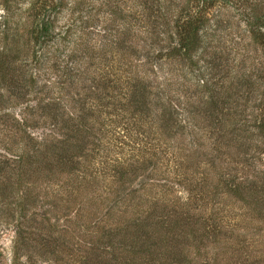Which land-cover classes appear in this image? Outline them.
<instances>
[{
    "label": "trees",
    "instance_id": "obj_1",
    "mask_svg": "<svg viewBox=\"0 0 264 264\" xmlns=\"http://www.w3.org/2000/svg\"><path fill=\"white\" fill-rule=\"evenodd\" d=\"M135 7L101 44L84 28L70 39L57 25L67 0H34L27 64L11 56L20 50L10 40L0 82L25 104L5 124L17 139L1 169L18 203L67 204L53 223L33 216L16 232L14 253L24 241L52 264L63 253L73 264H264V96L238 119L231 99L253 93L240 75L223 91L182 72L198 71V51L220 52L208 37L220 39L208 33L220 9L245 23L264 59V0Z\"/></svg>",
    "mask_w": 264,
    "mask_h": 264
},
{
    "label": "rangeland",
    "instance_id": "obj_2",
    "mask_svg": "<svg viewBox=\"0 0 264 264\" xmlns=\"http://www.w3.org/2000/svg\"><path fill=\"white\" fill-rule=\"evenodd\" d=\"M33 2L34 0H0V74L8 63L9 43L14 36L18 40L20 53L14 52L11 56H18L22 64V61L26 64L29 61L31 46L26 30L31 22ZM136 2L137 0H67V8L58 16L57 25L59 27L68 26L69 30L67 32L70 39L78 36L84 28L86 39L95 38L99 39L101 44L107 43L108 40L116 38L115 34L112 35L114 26L123 23L135 12ZM215 15L208 33L215 32L217 34L215 36L220 39L217 41L214 36L209 35L208 37L209 41L213 42V46L221 47L220 52L217 51L216 56L211 57L210 53L206 55L203 54V51H198L194 56V59L198 60V71L191 72V70L183 68V77L184 80H188L192 84L193 81L195 83L197 77H209L216 88L223 86L222 90L224 91L230 86H235L238 83L235 76L240 75L241 77L238 78L245 80L242 81L244 84L242 90L246 93L248 90L253 91L251 97L246 96L242 101L237 98L231 99L233 103L231 108L236 106L237 102V108L239 109L237 117L243 119L244 116L249 117L253 113H250L252 110L250 108L254 102L263 99L264 72L262 74L260 71L264 70V59L251 43L243 21L227 9L217 10ZM222 48L223 52H221ZM132 53L133 50H131ZM153 64L162 65L161 61L153 62ZM163 71L166 73V68ZM12 78L13 80H21L18 74L13 75ZM177 85L179 86V82H177ZM7 92L8 88L0 82V251L3 255L2 264H12L15 257H18V262L21 264H52L54 260L52 254H43L40 245L35 243L27 242L25 244L24 241L21 244L19 243L17 245V255L13 250V245L17 239L16 232L19 229L25 230L26 226L30 225L27 222H30L33 216H36L37 221L46 218L49 219L50 223H53L57 217L56 213L64 212L63 210L67 204L55 202L51 198H48L49 201L36 198V200L23 202L27 209L25 215L21 211L19 205H23L18 203L20 196V193L17 192L18 186L10 183L13 182V179H11L9 170L7 169L4 172L1 168L4 162L6 163L5 158L8 157V152L13 148L17 139V137L9 134L10 130L5 128V124L11 121L12 116L20 115L25 99L18 100V102L15 99L9 100L11 95L6 97ZM244 106H246V109L243 112L241 108ZM13 134L16 135V133ZM8 145L11 146V149ZM261 149L264 150V145ZM12 153L16 154L18 152L16 150ZM258 158L260 156L256 155V159ZM257 167H259V162H257ZM10 185L12 189L8 188ZM47 191L51 192L52 189H47ZM63 256L64 258L60 264H73V261L68 260L65 253H63Z\"/></svg>",
    "mask_w": 264,
    "mask_h": 264
}]
</instances>
